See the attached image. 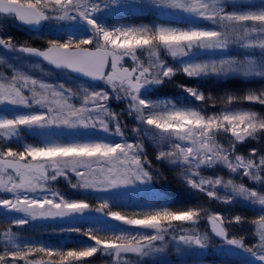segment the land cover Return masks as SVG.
<instances>
[{
	"label": "snow or ice",
	"instance_id": "obj_1",
	"mask_svg": "<svg viewBox=\"0 0 264 264\" xmlns=\"http://www.w3.org/2000/svg\"><path fill=\"white\" fill-rule=\"evenodd\" d=\"M235 5V0H230ZM158 8L179 11L196 19L211 22L213 30L191 26H112L109 27L97 18L99 13L110 6L119 4L124 8L147 7L140 0H0V23L6 18H13L27 26H38L44 21H70L80 25V29L90 35L80 39L49 40L46 48H36L27 44L17 46L12 38H0V46L6 52H20L42 58L56 69H67L92 80H102L117 93V99L130 101L129 115H135L138 125H147L143 135L149 137L158 147L170 145L169 151H159L158 160L167 159L172 164L188 166L182 169L187 185L209 198L230 203L232 197L250 201L261 206L264 211V191L250 190L243 183L233 179L226 182L222 177L206 178L196 169L203 165L209 167L222 164L231 173L243 169V175L250 180L264 184V155L259 163L243 155H235V162L230 159L236 144L247 139H256L257 134H264V114L255 110H234L232 105L240 102L256 103L264 106V89L249 90L243 95H228L223 98L224 109L213 115H206L193 108L177 107L171 102L156 103L146 98L149 88L160 86L164 78L171 79L178 72L189 78L208 76H237L241 78L264 79V3L259 7L245 10L226 11L225 0H148ZM237 43L245 50H259V56L244 59H225L219 62H193L190 54L198 50L226 48ZM92 45L93 47H87ZM139 51L148 56L147 65L139 57ZM163 51L173 59H179V66L168 65L160 53ZM125 57L133 61L132 67L124 66ZM189 57L187 61L183 58ZM6 61L0 58V64ZM189 96L197 101L205 99L197 89L182 86ZM143 90V91H142ZM83 103L76 106L71 102L78 95L71 88L60 84L58 87L33 78L19 70H13L11 77L0 74V105L32 108L39 105L47 112H29L16 114L9 118L0 117V138L11 140L21 136L22 129H48L52 127L66 129H94L104 133L112 132L115 122V135L123 137L119 118L102 101L109 99L106 92L83 89ZM30 94V95H29ZM122 94V95H121ZM150 95V93H148ZM107 117V119H105ZM154 130V131H153ZM139 134L141 129L134 128ZM220 133L230 134L229 147L219 142ZM187 141V144L173 143ZM141 143H116L105 140L86 142H45L24 145L22 150L0 147V192L11 193L13 199H0V209L6 212L22 214V218L12 221L16 226H23L36 219H65L85 212H104L109 209L107 202L93 209L82 200H69L52 192V198H29L23 193L51 191L47 181L66 176L70 169L80 180L72 184L73 188L93 189L97 191L108 188L148 184L153 175L145 168L148 163L142 156ZM256 155V150H251ZM31 158L29 160L28 158ZM95 162V166L94 163ZM86 168L87 172L80 171ZM49 170L53 173L49 175ZM197 177H199L197 179ZM211 186L213 190H208ZM222 186L231 191V196H220L215 190ZM206 209L189 207L173 209L158 207L148 211L125 213L108 210L105 215L123 225L151 230L154 234L133 235L120 233H102L98 229L82 231L79 227L63 229L67 232L81 233L91 245H81L72 249H56L17 242V234L9 227L3 232L6 249L0 255V264L6 258L10 261H24L25 264H45L34 257L43 253L49 257L47 264H71L93 257L99 250L119 260L122 256L133 255L147 257L152 253L163 252L167 246L165 236L173 225H196ZM211 233L185 230L183 234L172 236L178 245L204 249L213 237L224 244L243 249L250 253L260 264H264V215L254 219L255 234L258 245L247 246L243 238L229 235L224 226L226 218L217 213L207 215ZM236 216L228 223H239ZM162 242L161 246H156ZM256 249V250H254ZM58 258V259H56Z\"/></svg>",
	"mask_w": 264,
	"mask_h": 264
},
{
	"label": "rangeland",
	"instance_id": "obj_2",
	"mask_svg": "<svg viewBox=\"0 0 264 264\" xmlns=\"http://www.w3.org/2000/svg\"><path fill=\"white\" fill-rule=\"evenodd\" d=\"M101 4L106 0H100ZM132 2V0H129ZM143 4H148L147 7H132L124 8L119 4L110 6L104 12L99 13L97 18L105 23L107 26H174V27H191L196 26L207 30H213L214 25L211 22L196 19L187 14L179 11H173L166 8H158L148 3V0H140ZM227 5L226 11L232 10H245L249 7H259L264 0H235L233 6L230 0H225ZM85 35H90L80 29V25L70 21H57L49 20L46 22L45 27L37 33L28 32L17 25L13 18H6L0 23V38L11 37L13 42L19 45L27 44L36 48H45L48 46L49 40H68L80 39ZM90 46V45H89ZM87 46V47H89ZM193 62H219L225 59H244L249 56H259V50H245L237 43H231L226 48L214 50H198L195 54H190ZM139 57L145 65L148 63L147 53L139 51ZM161 59L168 65L179 66V59H173L167 53L161 51ZM0 58H3L6 63L0 64V74L6 75L9 78L13 70H19L35 79L42 80L53 86L64 84L66 87L71 88L78 95L73 96L71 102L76 106L83 103L84 92L83 89L88 91H102L106 92L109 99L102 101L112 112L116 113L121 129L124 133L123 137L115 135V122H112V132L104 133L94 129H66V128H48V129H22L21 136L11 140H4L0 138V147H11L13 150H22L24 145L28 144H42L45 142H86L92 140H105L108 142L116 143H141L143 146L142 156L146 157L148 163L145 168L149 169L153 175L152 181L148 184H140L139 182L134 185L123 186L119 188H108L107 190L97 191L91 188H73L72 184L80 183L75 173L70 169H66V176H59L56 180L47 181V187L51 191H41L37 189L35 193H23L29 198H43L47 196L52 198V192L62 195L69 200H82L89 203L93 209L98 208L101 203L107 202L109 209L113 211H121L125 213L148 211L158 207H171L173 209H186L189 207H198L206 209V216L210 213H217L226 218L225 227L229 230L230 236L236 238H243L245 245L253 246L258 245L259 238L255 234L256 225L252 223L260 215H264L261 206L258 204H251L249 201H243L240 198L232 197L230 203L222 202L221 200L209 198L205 192L190 188L182 169H187L188 166L182 164L169 163L167 159L158 160L157 154L159 151L175 150L170 145L157 146L153 141L143 135V129L147 125H138L135 115H129L128 105L130 101L124 99H117V93L114 92L106 83L103 86L92 85L88 82L81 81L71 77L65 71L53 70L44 65L40 61L26 56L19 52H6L0 46ZM185 61L189 57L183 58ZM131 63V64H130ZM126 66H133V61L125 62ZM165 82L160 86H154L148 89L145 93L146 98L156 103L171 102L177 107L193 108L206 115L218 114L224 109L223 98L228 95L236 94L243 95L249 90L264 89V79L259 78H241L237 76H208L201 78H189L182 71L178 72L171 79L164 78ZM241 82H254V84H245V86L235 87L226 84L229 81L240 80ZM224 85L222 90L215 89L217 86ZM182 86L192 87L203 93L205 99L197 101L194 97L189 96L184 91ZM213 87V88H212ZM143 91V90H142ZM30 95V94H29ZM122 95V94H121ZM234 110H255L264 114V106L256 103L240 102L239 104L232 105ZM29 112H47L46 108H41L39 105H33L32 108L14 107L10 105H0V117L8 116L11 118L16 114L29 113ZM107 119V117H105ZM139 127L141 132L139 134L133 132L134 128ZM154 131V130H153ZM219 142L226 148L229 147L230 134L220 133ZM173 143L187 144V141H174ZM256 150V155H251V150ZM235 155H243L246 159L252 158L259 163L260 157L264 155V134L258 133L256 139H247L243 143L236 144L235 152L231 155L230 159L235 162ZM31 160V158H28ZM94 166H95V162ZM170 170V175L162 172ZM80 171L87 172L88 169L82 168ZM201 175L206 178L216 179L222 177L226 182L228 179H233L236 183H243L250 190L264 191V184L250 180L247 176L243 175V169H239L237 173H231L222 164L214 166L203 165L201 168L196 169ZM53 173L49 170V175ZM264 176V172L261 173ZM199 177H197L198 179ZM181 180V182L179 181ZM177 182V183H176ZM174 186H176L174 188ZM208 190H213L211 186H206ZM173 190V191H168ZM220 196H231L230 190H225L222 186H217L215 189ZM185 193L188 198L187 202L182 204L171 203L167 196L176 193ZM0 199H13L11 193L0 192ZM109 209H105L107 212ZM104 212H85L83 215H76L71 218L65 219H36L31 220L23 226H16L12 223L15 219L22 218V214L15 212H6L0 209V255L4 254L6 249L3 240V232L7 231L9 227L17 234V242L21 245L29 244L36 246H44L56 249H72L78 248L81 245H91L94 241L88 240L87 236L76 233L67 232L63 229L68 227H79L82 231L87 232L89 229H98L102 233H120L121 231L133 235H146L154 234L151 230L135 228L123 225L120 222L111 220L110 217ZM241 217L239 223H228V220H233L236 216ZM207 217H204V223L196 225H181L179 222L174 223L173 229L165 236L167 246L163 252L152 253L147 257L126 256L129 261L128 264H260L250 253L245 252L243 249H237L218 241L215 237L210 240L208 247L199 249L196 247H188L178 245L172 239V236H179L180 229L191 230L194 228L196 231L203 233H211L210 227L206 222ZM220 242V243H219ZM162 242H157L156 246H161ZM256 250V249H254ZM101 251L103 254L104 250ZM112 256V255H111ZM42 260L47 264L49 257L43 253H36L34 257L27 259ZM113 259L117 260L114 256ZM58 259V258H56ZM74 263V262H71ZM4 264H25L24 261H10L6 258Z\"/></svg>",
	"mask_w": 264,
	"mask_h": 264
},
{
	"label": "trees",
	"instance_id": "obj_3",
	"mask_svg": "<svg viewBox=\"0 0 264 264\" xmlns=\"http://www.w3.org/2000/svg\"><path fill=\"white\" fill-rule=\"evenodd\" d=\"M89 47H93L92 45H90ZM254 84V82H241L240 80H236V81H229L226 84H228V86H235V87H241V86H245V84ZM103 84H105L104 81H101L98 85L99 86H103ZM224 85H220L217 86L215 89L218 90H222V88ZM213 88V87H212ZM162 172H164L165 174L170 175V170L168 171H164L161 167L159 168ZM181 182V180H179ZM177 183V182H176ZM176 186H174L175 188ZM168 191H173V190H168ZM172 193H176V192H172ZM167 199L171 202V203H175V204H182L183 202H187L188 198L185 197V193H181V194H173L171 196H167ZM250 202V201H249ZM251 203V202H250ZM252 204V203H251ZM204 217L206 218V214L203 213L201 219L198 221V224L204 223ZM208 219H206L207 222ZM208 224V222H207ZM221 242V241H220ZM219 242V243H220ZM130 255V254H129ZM132 256V255H131ZM128 258L126 256H122L119 260H115L112 258L111 255L106 254L105 252H103V254H101V251H98L97 254H95L93 257L91 258H87V260L85 261H81V262H74L71 264H128Z\"/></svg>",
	"mask_w": 264,
	"mask_h": 264
},
{
	"label": "water",
	"instance_id": "obj_4",
	"mask_svg": "<svg viewBox=\"0 0 264 264\" xmlns=\"http://www.w3.org/2000/svg\"><path fill=\"white\" fill-rule=\"evenodd\" d=\"M14 20H15V19H14ZM15 22H16L17 25L20 26L21 28L25 29V30L28 31V32H32V33H35V32L40 31V30L44 27V25H45V23H46V21H44V22H42V23H41L40 25H38V26H27V25L22 24V23L19 22V21H16V20H15ZM45 48H46V47H45ZM19 53H20V52H19ZM22 54H24V53H22ZM24 55L29 56V57H31V58H33V59H36L37 61H40L41 63H43L44 65L50 67V68L53 69V70L65 71V72H67L71 77H74V78L79 79V80H81V81L88 82V83H90V84H92V85H97V84H99V83L102 81V80H92V79L89 78V77H85V76H83V75H81V74H78V73H73V72H71V71H69V70H67V69H56V68H54L53 66L49 65V64H48L46 61H44L42 58L34 57V56H30V55H28V54H24ZM125 59L128 60V61H129V60L131 61V59L128 58V57H125ZM125 67H129V66H126V65H125ZM207 222H208V220H207ZM208 225H209L210 230H211V225H210L209 223H208ZM217 239H218L219 241L223 242V241L220 240L219 238H217Z\"/></svg>",
	"mask_w": 264,
	"mask_h": 264
},
{
	"label": "flooded vegetation",
	"instance_id": "obj_5",
	"mask_svg": "<svg viewBox=\"0 0 264 264\" xmlns=\"http://www.w3.org/2000/svg\"><path fill=\"white\" fill-rule=\"evenodd\" d=\"M47 22V21H46ZM46 25V24H45ZM45 27V26H44ZM43 27V28H44ZM41 31V30H40ZM40 31H38V32H40ZM35 33H37V32H35ZM125 62H130V60L128 61V60H126V59H124V61H123V63H125ZM131 64V63H130ZM125 66V65H124ZM129 67H132L131 65H129Z\"/></svg>",
	"mask_w": 264,
	"mask_h": 264
}]
</instances>
